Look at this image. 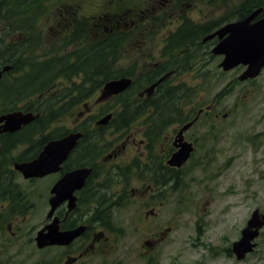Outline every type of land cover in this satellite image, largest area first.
Instances as JSON below:
<instances>
[{
  "label": "rangeland",
  "instance_id": "374dc122",
  "mask_svg": "<svg viewBox=\"0 0 264 264\" xmlns=\"http://www.w3.org/2000/svg\"><path fill=\"white\" fill-rule=\"evenodd\" d=\"M10 1L3 0L4 6L0 8V47L21 36L14 30L15 24L12 25L13 29L10 27V22L27 16V12L22 10L8 13L7 8L14 6L7 5V2ZM43 3L41 1L40 5L44 6V10L36 21H39L37 31L43 29L42 38L39 39L35 47L37 56L63 48V46L60 47V33H56V28L61 21H66L70 10L59 16L61 8L69 7L72 12H84L93 18L106 5L105 0H43ZM197 3L198 10L190 12L189 15L198 22H207L219 19V16L229 7L235 6V10H238L241 0H223L222 2L220 0H202ZM24 4H29L28 0H25ZM144 4L146 1L141 5ZM158 39L155 38L156 41ZM54 44H56V48L53 46ZM212 46L214 45L211 44L203 48L198 43L186 54L187 65L195 62L196 56L200 63L195 67L201 68L202 72L206 71L205 74H198L196 71L186 73V71L179 78V81L188 85L186 87L191 88L189 97L194 93L190 101L185 100L186 109L191 104H199L200 99L205 103L211 102L212 99L217 100L215 95L218 91L226 85L230 88V94L228 93L222 99L217 100L216 110L220 115L228 113V118L218 124L216 132L218 143L213 154L214 160L208 163L206 159V164L209 165L208 175L196 168L188 169L191 172L186 181L189 183L190 190L184 200L180 201V196H183L185 191H169L163 204L155 205L159 214L156 217H145V212H149L154 203L146 197V187H141L134 180L137 177L136 171H129L128 175L122 178H129V180L124 187L122 186L119 194L121 175L119 171L115 170L118 165L140 163L141 156H131L132 152H130L127 157H124L129 160L125 163L121 162V164L115 158L111 159L110 163L102 159L101 171L94 182L110 184L108 186L110 194L118 193L122 196V204L108 208L110 223L116 230H119L116 233L120 236L107 232L112 237L99 246L101 255L93 256L90 264H145L151 252L159 254L156 257L159 264L194 262L201 264H264V239H262L260 250L250 254L244 261H238L233 256H226V248L238 236V231L245 226L247 217L252 210L256 207L264 209V69L260 75L253 79L235 80L234 82V79L241 74L243 66L224 71L220 67L223 57L209 53ZM155 53H157L156 48ZM23 55L26 57L28 54ZM128 62L130 61H122L124 65ZM176 80L177 78H174L173 81ZM63 85L68 86V82H64ZM71 87L75 88L76 86L71 85ZM96 87L90 89L91 93L86 95L88 109L90 108L88 115L100 117L107 110L116 111L121 108L120 105H117L116 98L98 103L95 99L99 96L100 91ZM73 92L75 90H72ZM81 108L82 105L79 104L74 106L71 111ZM142 117L148 120L142 121L143 127L152 122L149 111L145 112ZM70 118L73 117L64 115L59 120L52 122L48 125L50 128L47 133L58 125L62 128L71 127ZM140 123L134 122V124ZM133 128L134 125L129 130ZM111 135L109 131H106L107 141H110ZM239 139L247 141L249 145L245 142L241 148L238 145L230 146L231 142L236 144ZM238 152L240 153L237 154ZM196 157L198 156L196 155ZM228 160L230 161L228 162ZM205 176L206 179L196 183V180L200 181ZM51 182L52 177L45 178L38 185L40 188L39 199H35L37 204L31 211L32 218L24 222L27 228H38L44 222L49 210L47 200ZM169 227L171 229L167 231ZM146 240H152L154 244L156 243L155 246L148 247L144 244ZM4 251L0 252L1 258H7V254L10 252L8 249ZM50 253L47 252L46 255H50Z\"/></svg>",
  "mask_w": 264,
  "mask_h": 264
},
{
  "label": "flooded vegetation",
  "instance_id": "af4514ba",
  "mask_svg": "<svg viewBox=\"0 0 264 264\" xmlns=\"http://www.w3.org/2000/svg\"><path fill=\"white\" fill-rule=\"evenodd\" d=\"M154 3L146 9H142L126 6L123 0H120V5L114 13L109 12L110 14L107 15V12H102L99 15V20H90L88 14H83L81 20L69 22L71 35L67 53L71 62L79 67L77 75L104 74L106 70L104 55L107 35L113 31L117 35L113 39L116 41L115 62L117 70L122 71V68L125 69L123 75L136 78L153 73L157 74L158 78L166 71H173L172 75L177 74L182 65L180 58L178 64L168 65V70H163L165 63L170 60L168 59L170 57L168 46L171 44L172 33L177 32L187 12L185 0H155ZM161 9H166L168 15L164 21L160 22L154 20V18L159 16L157 14ZM145 17L148 19L144 20ZM107 21H109V25L103 24ZM149 29L159 31L158 41L148 37ZM123 33L132 36L124 38ZM161 40H163L162 43ZM155 48L157 53H155ZM91 52L95 58L97 54H100L101 58L96 59L93 64L80 65V59H89ZM178 52L179 55L183 54V52ZM123 60L130 62L124 65ZM157 78L149 80L147 85L156 82ZM158 85L149 95L144 90L146 86L136 88L134 91L136 101L127 104L132 106L145 104H153L154 107L156 105L170 106V102L145 100L153 97ZM215 104L214 102L213 105L204 107L202 114L211 111ZM216 118V116L200 117L201 122L194 125V128H196L194 135H191L189 130L185 132L184 139L192 142L194 151L203 155V158L197 159L196 168L205 174L209 172L206 159L208 163L213 160V154L218 143L216 134L208 132L210 129L215 130L216 123L214 121ZM35 120L22 125L15 132L0 133V250H10L7 258H1L0 256V264H90L91 241L93 239L101 241L104 233L102 230L99 233L94 230L92 239L91 232L93 228L90 225V215L85 214V212L70 211L68 201H64L54 213V216L59 219L60 229L66 230L85 224L87 226L86 232L67 245L46 246L37 249L33 254L32 249H28L34 248L36 231L48 222L46 220L37 229H34V227L27 228L24 223L32 218L31 211L33 206L36 205L35 199H39L38 185L43 178H25L21 171L15 169V165L34 159L49 139L59 136H48L43 132L42 120ZM182 125L171 124L166 119H162L161 125L156 128L146 129L137 126L130 132H124V129L120 130L113 135L114 145L108 151L107 159L115 158L124 163L126 161L123 158L127 157L130 152L133 155L141 156L142 164L146 167L147 180L145 181L138 176L134 180L141 187H147V197L155 200L161 194L160 191L156 190L157 188L163 187L166 189L170 187L172 166L167 161L172 153L178 149L179 141L176 140V135ZM73 128L75 126L71 124V129ZM202 130H206V133H200ZM119 132H123L122 136L119 135ZM66 162L67 166H65ZM66 162L63 166L64 170L62 168L61 171L52 174L54 175L53 184L64 174L65 169L75 167L73 152ZM135 165L136 169L142 168L138 162H135ZM176 170L180 171L177 167ZM196 183H199V181ZM168 192L169 190L163 192V196L165 197ZM91 193L98 194L100 191L88 183L87 186L85 185V187L78 190L76 195L81 198L82 195L87 196ZM263 213L260 212V221L262 222H264ZM242 229L238 231L239 234L233 239V242L240 239ZM262 239H264V226L259 230L258 236L251 241L253 244L252 252L260 250ZM43 250H49L50 255H46L47 252ZM232 251V247L229 246L227 253L231 254Z\"/></svg>",
  "mask_w": 264,
  "mask_h": 264
},
{
  "label": "water",
  "instance_id": "95a60500",
  "mask_svg": "<svg viewBox=\"0 0 264 264\" xmlns=\"http://www.w3.org/2000/svg\"><path fill=\"white\" fill-rule=\"evenodd\" d=\"M256 13L257 12L244 21L234 25V32L231 35V48L227 41L221 45V47L226 50L228 55L226 61L224 62L226 68H230V66L240 62L250 63L248 70H246V72L242 75V78L255 75L264 64V19L260 20L256 24H250L251 19L256 15ZM8 68L9 67H5L4 69L6 70ZM1 76L2 72H0V77ZM129 84L130 81L127 78L109 81L105 85L104 96L106 97L113 93H117L125 89ZM4 117H8L10 119V124L13 125L12 129L17 128L21 123H26L33 118L31 114L22 115L21 113L8 114L2 116L0 119H3ZM110 118L111 114H108L100 119L98 123L106 124ZM80 136L81 133H71L62 140L52 141L46 146L38 159L30 163L22 164L20 168L27 176L45 175L58 169L60 163L75 146ZM190 150L191 146L189 143H183L182 149L173 155L171 163L181 165L182 162L189 157ZM90 172V168L84 167L78 168L64 175L58 185L54 188V190H57L58 195L51 198L53 209L62 199L67 197L71 199L70 205H74L75 198L73 197V191L74 189L80 188L84 185L85 179ZM61 191L63 192L59 195ZM53 209L50 212V215L52 214ZM250 224L253 225L254 221H251ZM248 228L245 229V236L243 239L237 242L235 246V249L242 254L251 248L250 239L255 235L254 233L249 234ZM46 229H48L47 232L42 229L38 233L37 240L40 246L54 243H68L74 237L79 235L83 231L84 227L71 231L60 232L57 221H53L46 226Z\"/></svg>",
  "mask_w": 264,
  "mask_h": 264
},
{
  "label": "trees",
  "instance_id": "16d2710c",
  "mask_svg": "<svg viewBox=\"0 0 264 264\" xmlns=\"http://www.w3.org/2000/svg\"><path fill=\"white\" fill-rule=\"evenodd\" d=\"M11 3V4H10ZM14 5L15 2L12 1V2H7V5ZM3 6V2H0V8ZM240 15L243 16L245 15V7H247V9L250 8V10L254 7H259V6H263L264 7V0H241V3H240ZM208 28V25H198L196 26L195 24L193 23H190L188 24V26L186 27L185 29V32H186V37H185V40L183 42L184 45H190V44H193L196 42V39L198 38V36L202 33L205 32V30ZM11 47V50L6 54L4 55L2 53V51H0V62L4 63V61H12L13 59L19 57V51H17V48L18 46L17 45H12L10 46ZM111 48L112 45H107L106 46V57L105 59L107 60V63L110 62V59L113 57V53L111 51ZM101 56L100 54H97L96 58L95 56L92 58V59H89V63H93L96 59H100ZM109 68V67H107ZM42 70V74L41 76H39L37 73L34 74V77L33 79L35 80H41V83H49V85L47 86V88H49L50 86H53L55 84V79L57 78H70L71 77V71H72V65L70 63V61L68 60L67 57H63V58H52V59H49V60H45L42 62V66L39 67L37 69V71H40ZM114 76H105V79L108 80L110 78H113ZM32 78V75L31 74H26V75H22V76H16L14 78V81L12 82V85H11V89L14 90V91H17V87H19V85H22V83L27 80V79H30ZM91 79H93V76L90 77ZM148 79H151L152 77L151 76H148L147 77ZM32 79V80H33ZM16 81H22L21 84H19L18 82ZM45 85V84H44ZM39 90H44L46 88H43L40 87L38 88ZM39 90L37 91H33V94L38 92ZM174 93H175V88H172V93H171V98H174ZM31 93H26V95H30ZM63 93L61 94H56L54 96V94H51L49 95L48 97L53 101V102H61L60 99H58L60 96H62ZM67 95V94H66ZM65 95V96H66ZM68 105V103H67ZM57 107L61 110H63L64 112H68L70 111L71 107L70 106H65L64 104H61V105H57ZM40 108H37V110H39ZM56 112V111H55ZM58 114H61L62 111L60 112H56ZM163 114V113H162ZM104 203H102L103 205Z\"/></svg>",
  "mask_w": 264,
  "mask_h": 264
},
{
  "label": "bare ground",
  "instance_id": "6f19581e",
  "mask_svg": "<svg viewBox=\"0 0 264 264\" xmlns=\"http://www.w3.org/2000/svg\"><path fill=\"white\" fill-rule=\"evenodd\" d=\"M74 261H75V259H74Z\"/></svg>",
  "mask_w": 264,
  "mask_h": 264
}]
</instances>
